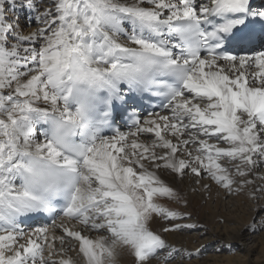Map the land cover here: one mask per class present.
Segmentation results:
<instances>
[{"label":"snow or ice","instance_id":"6c2138e0","mask_svg":"<svg viewBox=\"0 0 264 264\" xmlns=\"http://www.w3.org/2000/svg\"><path fill=\"white\" fill-rule=\"evenodd\" d=\"M191 193L264 232V0H0V264H185Z\"/></svg>","mask_w":264,"mask_h":264},{"label":"bare ground","instance_id":"6f19581e","mask_svg":"<svg viewBox=\"0 0 264 264\" xmlns=\"http://www.w3.org/2000/svg\"><path fill=\"white\" fill-rule=\"evenodd\" d=\"M260 2H262V0ZM21 23H24V21L22 20ZM29 30L31 29H26V31ZM161 178L167 183L174 184L176 187L183 190L186 194L189 192L191 184L190 177H185L183 180H181L178 176H173L168 173H162ZM204 182L208 183L209 181L207 180V178H205ZM215 190V185H213V191L215 192ZM160 199L167 206H170L172 208L177 207V205L173 201H170L166 198ZM190 199L192 203L191 207L188 210L193 211L196 214V217L199 220L200 224L207 228V234L201 235L200 232H193L191 234L185 235L167 234V239L169 241L175 242L177 245L183 243L190 250H195L201 245L206 246L209 242L216 241L217 245H220L216 252H219V250H221L222 252L221 254H218L216 252L210 254L206 259L211 261V263L209 264H241L240 262L235 261V258L229 254V251L232 250V245H237V242L240 243L239 239H241L244 234L249 232L245 230L244 225L249 222L252 213H244L241 208L242 203L244 202L239 198L236 199L234 203L232 201H229L227 204H225L223 201H219L218 204L213 203L212 200L205 202L202 197L196 193H191ZM218 215L224 217V223L216 222V216ZM157 226L158 225L156 224L153 225V227ZM246 251L248 253L249 250ZM73 255L75 256V254ZM75 259L79 260L80 257L75 256ZM116 264H133V257L127 252L118 250V254L116 256ZM153 264H158V262L153 261ZM185 264L200 263L198 259H195L192 261H187L185 262ZM202 264L207 263L202 262Z\"/></svg>","mask_w":264,"mask_h":264},{"label":"rangeland","instance_id":"374dc122","mask_svg":"<svg viewBox=\"0 0 264 264\" xmlns=\"http://www.w3.org/2000/svg\"><path fill=\"white\" fill-rule=\"evenodd\" d=\"M20 19H21V22L22 20L24 21L25 16L21 14ZM241 208L246 214L251 212L249 210V207L246 206L245 203H242ZM239 241L240 243L238 242L236 243L239 246L232 245L231 246L232 250L229 251V254L235 258V261H238L241 264H264V253H263L264 232H258L255 234L248 232L244 234L243 237L239 239ZM219 247L220 245L219 244L217 245L216 241L209 242L205 246L203 255L197 258L199 260V263L200 264H202V262H206L207 264L211 263L210 260H206V259L210 254L216 252V250H218ZM246 250H249L248 253ZM221 252L222 251L219 250V252H216V253L221 254Z\"/></svg>","mask_w":264,"mask_h":264}]
</instances>
